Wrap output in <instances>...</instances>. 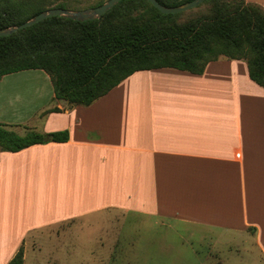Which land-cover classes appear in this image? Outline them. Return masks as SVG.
I'll return each mask as SVG.
<instances>
[{
  "label": "crops",
  "instance_id": "obj_1",
  "mask_svg": "<svg viewBox=\"0 0 264 264\" xmlns=\"http://www.w3.org/2000/svg\"><path fill=\"white\" fill-rule=\"evenodd\" d=\"M28 71L0 80V124L20 135L68 130L70 138L0 151V264L20 249L24 264H40L45 253L48 264H82L85 232H100L92 240L106 248L101 232L118 228L84 218L111 210L157 218L166 229L179 223L249 236L264 264V88L246 62L220 59L202 75L136 72L122 83H140L139 98L117 95L121 83L88 107L55 99L49 76ZM22 198L47 206L21 214ZM120 238L113 235L112 247ZM134 253L128 264H138ZM117 255L92 253L100 264Z\"/></svg>",
  "mask_w": 264,
  "mask_h": 264
},
{
  "label": "trees",
  "instance_id": "obj_2",
  "mask_svg": "<svg viewBox=\"0 0 264 264\" xmlns=\"http://www.w3.org/2000/svg\"><path fill=\"white\" fill-rule=\"evenodd\" d=\"M58 1L51 5L76 8ZM158 1L176 7L193 0ZM46 10L37 0H0V29L22 25ZM187 13L192 16L182 20ZM221 58L245 61L251 80L264 88V9L258 4L205 0L197 8L165 15L147 0H123L97 20L52 17L0 37V80L22 71L43 70L53 83L55 99L72 107H88L136 72L173 68L202 75ZM69 138L68 130L27 129L20 135L0 124L3 152L66 143ZM8 264H24L23 249Z\"/></svg>",
  "mask_w": 264,
  "mask_h": 264
},
{
  "label": "rangeland",
  "instance_id": "obj_3",
  "mask_svg": "<svg viewBox=\"0 0 264 264\" xmlns=\"http://www.w3.org/2000/svg\"><path fill=\"white\" fill-rule=\"evenodd\" d=\"M37 1L43 2L47 10L55 8L57 5H51V1L54 0ZM61 1L72 4L77 9L70 10L77 11L94 8V5L101 0H60L57 3ZM107 1L108 0H106L105 3ZM246 1L258 4L264 9V0ZM191 16L192 14L187 13L182 17V20H186ZM27 73L36 78H43L48 75L43 70L28 71ZM132 84L122 83L119 88L123 91L117 92V95L123 98L129 95L139 98L142 87L140 83ZM126 90L133 91L125 92ZM46 206L44 201L22 198L19 200L18 210L21 214H32L36 210L45 209ZM142 219L143 220L129 214L123 216L122 213L113 210L106 211L100 215L85 217L84 223L86 224L101 226L111 224L118 228L115 234L113 232H101V234L106 237L104 242H101V246L104 244L106 248L99 247L96 243V238L92 240V235L96 237L100 232L94 233L96 231H86V238L83 246L78 249L83 251V256L85 257V261L82 264H100V262L92 256V253L100 252L106 255L110 249L116 250L118 254L110 264H128L127 260H130V257L133 256L132 252L134 250L136 253L134 254L138 256V264H194L192 262L193 259H200L201 261L198 264H262L259 253L250 244L251 240L249 236H241L240 234L236 235L234 233L224 234L215 230L207 231L196 226L179 223H174V229H166L159 223L156 224L159 220L157 218L143 217ZM146 220L150 222L148 221L147 223ZM122 225L125 226V228H122ZM141 226H144L147 231H142ZM113 235L118 236V239L121 237L118 248H114L112 247L113 244H110L116 239L114 237L112 240ZM29 241L31 240H28V242ZM165 243H168L172 247H167V244L166 246L162 245ZM2 250L3 249H0V251ZM42 250L48 252L51 249L48 248L47 250L44 248ZM76 251V248L67 249V252L70 253V257H72L73 252ZM193 251L199 254H195V256L193 255ZM177 256L182 259L181 263H172V258H176ZM46 259L45 253L42 256L40 264H48ZM132 260H135V257H133ZM27 264H32L30 259H28Z\"/></svg>",
  "mask_w": 264,
  "mask_h": 264
},
{
  "label": "water",
  "instance_id": "obj_4",
  "mask_svg": "<svg viewBox=\"0 0 264 264\" xmlns=\"http://www.w3.org/2000/svg\"><path fill=\"white\" fill-rule=\"evenodd\" d=\"M123 0H108L101 6L86 9V10H70V9H63V8H52L47 11H44L32 19L26 21L22 25L14 26L6 29H0V37H7L18 31L31 27L41 21L52 17H65L71 19L73 21L78 22H87L100 19L103 15L107 12L112 10L115 6L121 3ZM149 1L156 9H158L162 14L170 15V14H179L185 11H189L191 9L197 8L202 5L205 0H193L182 5L176 7H168L161 4L158 0H147Z\"/></svg>",
  "mask_w": 264,
  "mask_h": 264
}]
</instances>
